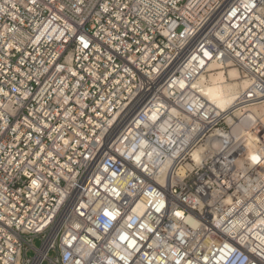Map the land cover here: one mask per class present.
I'll return each instance as SVG.
<instances>
[{
	"label": "built area",
	"instance_id": "1",
	"mask_svg": "<svg viewBox=\"0 0 264 264\" xmlns=\"http://www.w3.org/2000/svg\"><path fill=\"white\" fill-rule=\"evenodd\" d=\"M262 107L264 0H0V264H264Z\"/></svg>",
	"mask_w": 264,
	"mask_h": 264
},
{
	"label": "bare ground",
	"instance_id": "2",
	"mask_svg": "<svg viewBox=\"0 0 264 264\" xmlns=\"http://www.w3.org/2000/svg\"><path fill=\"white\" fill-rule=\"evenodd\" d=\"M209 71L208 75L202 74L194 83L208 101L222 110L232 107L240 93L250 84V80L241 75L230 59L225 63L212 62ZM261 112L264 121V107Z\"/></svg>",
	"mask_w": 264,
	"mask_h": 264
},
{
	"label": "rangeland",
	"instance_id": "3",
	"mask_svg": "<svg viewBox=\"0 0 264 264\" xmlns=\"http://www.w3.org/2000/svg\"><path fill=\"white\" fill-rule=\"evenodd\" d=\"M211 71V70H210ZM209 71V72H210ZM209 72L207 73V75L209 74ZM241 73V72H240ZM242 75V74H241ZM35 243L37 244V245H39L40 244V241H39V239H36V241H35Z\"/></svg>",
	"mask_w": 264,
	"mask_h": 264
},
{
	"label": "snow or ice",
	"instance_id": "4",
	"mask_svg": "<svg viewBox=\"0 0 264 264\" xmlns=\"http://www.w3.org/2000/svg\"><path fill=\"white\" fill-rule=\"evenodd\" d=\"M255 159V158H254Z\"/></svg>",
	"mask_w": 264,
	"mask_h": 264
}]
</instances>
